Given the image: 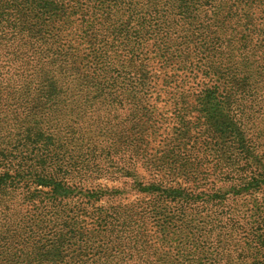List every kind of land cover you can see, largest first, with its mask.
<instances>
[{
	"label": "trees",
	"instance_id": "16d2710c",
	"mask_svg": "<svg viewBox=\"0 0 264 264\" xmlns=\"http://www.w3.org/2000/svg\"><path fill=\"white\" fill-rule=\"evenodd\" d=\"M0 264H264V0H0Z\"/></svg>",
	"mask_w": 264,
	"mask_h": 264
}]
</instances>
